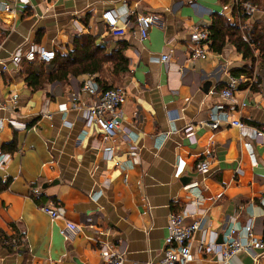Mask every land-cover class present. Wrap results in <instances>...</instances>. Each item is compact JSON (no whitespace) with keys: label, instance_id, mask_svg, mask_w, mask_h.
<instances>
[{"label":"crops","instance_id":"0c3cea01","mask_svg":"<svg viewBox=\"0 0 264 264\" xmlns=\"http://www.w3.org/2000/svg\"><path fill=\"white\" fill-rule=\"evenodd\" d=\"M248 1L255 10L240 17L231 0H0L2 59L31 45L66 54L82 34L96 36L107 51L124 45L129 59L118 80L108 71L101 76L127 88L121 126L108 138L84 117L92 95L70 99L89 74L62 83L45 74L33 88L26 79L38 59L23 55L16 66H0V154H10L0 166V232L23 235L6 244L0 233V264H106L98 251L105 244L119 247L125 264H157L175 212L183 224L201 226L185 264H220L197 252L199 240L222 244L232 229L246 240L249 223L264 237V145L256 134L264 130V0ZM106 9L126 27L124 36L109 35ZM147 13H157L163 27L140 39L134 23ZM218 15L252 42L247 58L229 37L220 51L211 41L205 57H191L198 48L191 29L210 28ZM50 64L47 74L55 69ZM233 79L238 86L228 99L222 91ZM214 119L216 129L208 126ZM232 119L244 126L230 125ZM201 161L207 170L197 167ZM48 203L62 205L64 219L44 213L40 206ZM66 221L80 229L72 240L61 233ZM226 264H264V247Z\"/></svg>","mask_w":264,"mask_h":264},{"label":"built area","instance_id":"2783aa9c","mask_svg":"<svg viewBox=\"0 0 264 264\" xmlns=\"http://www.w3.org/2000/svg\"><path fill=\"white\" fill-rule=\"evenodd\" d=\"M239 1L243 2V6L248 11H254L255 6L248 0H231L233 3ZM131 14L134 12L131 11ZM102 20L106 27L107 32L112 37H122L126 34V27L120 26L118 23V17L111 9H106L102 12ZM127 22L130 24V20ZM163 27V21L157 13L139 14L136 16L134 23L135 29L140 39H144L148 36L149 30L152 26ZM190 39L192 42L198 45L191 57H205L208 52V44L211 42V33L209 28L194 27L190 32ZM171 42V41H170ZM169 43V42H168ZM3 41L1 38L0 30V49L2 48ZM25 56L29 61L39 60L40 62L52 63L55 58L54 50H46L44 48L37 49L31 45L28 50L23 53L22 47L16 49L9 59L0 58V66L2 70H7L9 64L15 66L20 63L21 57ZM162 61L168 60V55H161ZM238 86V80L233 79L228 87L224 88L222 95L225 98L232 99L234 91ZM88 92L92 95V102L85 107L84 117L88 123H96L99 125L106 138L111 137L117 129L120 128L122 123V108L123 104L127 100V88L124 84L117 85L112 88H102L94 81V76L89 75V79L85 80L79 87L71 93V100H79L82 92ZM10 101L13 104H17L18 97L12 96ZM245 105L244 102L241 103ZM61 110H66V105H60ZM45 118L50 119L51 113L47 110L42 112ZM230 125L242 127L244 123L240 119H232ZM208 126L216 129L219 127V120L214 119L208 123ZM191 127L188 129L190 130ZM256 134L261 137V142L264 145V130H256ZM10 160V154H0V166L5 165ZM197 167L201 171H205L209 167L207 161H201L197 164ZM41 210L49 215L52 219H64L65 209L62 205L57 203H48L40 206ZM200 222L196 221L192 224H183V216L181 213H171L168 223V235L165 237L163 246L162 259L157 264H185L193 259V239L195 233L200 229ZM246 240H242L237 235L235 236L236 229H232L222 244H217L215 241L206 242L204 239L199 240L196 244L198 253L209 254L218 257L220 264L229 263V261L238 255L241 251H252L253 248L264 247L263 238L258 236L254 232L253 224L249 223L245 226ZM77 224L66 221L65 227L62 228L61 233L67 240H72L79 232ZM99 254L106 264H125L126 257L123 251L116 245L105 244L99 248ZM256 259L257 254L254 255Z\"/></svg>","mask_w":264,"mask_h":264},{"label":"trees","instance_id":"16d2710c","mask_svg":"<svg viewBox=\"0 0 264 264\" xmlns=\"http://www.w3.org/2000/svg\"><path fill=\"white\" fill-rule=\"evenodd\" d=\"M227 1V0H226ZM233 15L245 16L246 9L243 6V2L239 1L234 3L232 7ZM209 31L211 33V47L213 50L220 51L226 43V38L229 37V41L232 42L236 48L243 52L244 57L247 58L251 54L250 42L244 39L236 22H231L226 17L216 16L213 24L210 26ZM252 43V42H251ZM125 46L118 50L107 51V46L104 42H98L97 37L90 34H82L74 37L73 49H69L66 54H61L58 51L55 52V58L52 61L55 69L50 73H45V63L41 62L36 69H32L27 76V82L33 88H37L43 83V76L48 75L50 82H66L71 77H77L81 74H89L94 76V81L99 87L108 89L115 87L119 84H109L102 77L106 75V71L118 80L122 75L129 71V59L124 54ZM262 59L264 61V49ZM98 74L99 76L95 75ZM102 76V77H101ZM5 187L0 181V191ZM17 230L14 237H8L4 233H1L2 241L6 244H12V240H17L19 234ZM264 235V231H263ZM23 237L19 234L18 237ZM264 241V237H263ZM12 242V243H11ZM10 247V246H9Z\"/></svg>","mask_w":264,"mask_h":264},{"label":"rangeland","instance_id":"374dc122","mask_svg":"<svg viewBox=\"0 0 264 264\" xmlns=\"http://www.w3.org/2000/svg\"><path fill=\"white\" fill-rule=\"evenodd\" d=\"M51 65V64H50ZM47 68H48V66H47Z\"/></svg>","mask_w":264,"mask_h":264}]
</instances>
